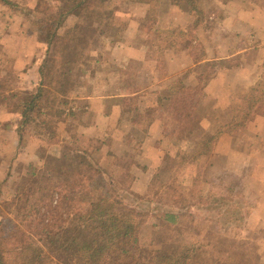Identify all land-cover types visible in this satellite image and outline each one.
Listing matches in <instances>:
<instances>
[{
  "label": "rangeland",
  "instance_id": "rangeland-1",
  "mask_svg": "<svg viewBox=\"0 0 264 264\" xmlns=\"http://www.w3.org/2000/svg\"><path fill=\"white\" fill-rule=\"evenodd\" d=\"M39 1L33 22L17 12L22 25L15 23L12 40L19 36V45H0L1 75L15 77L13 88L20 93L33 92L42 79L39 74L35 88L18 72L36 61L41 68L52 51L39 42L35 23L46 25L57 5ZM20 2L29 5L31 0ZM172 5L183 8L184 15H169ZM3 7L0 40L6 23L16 22L10 14L16 10ZM198 8L202 15L191 13L186 0H160L150 8L137 0H106L104 9L113 14L96 26L90 59L81 65L84 73L76 71L79 78L70 95L58 94L38 119L49 130H39L43 135L35 125L27 127L19 141L7 131L0 145V230L25 205H20L15 182L22 186L32 180L30 165L40 177L62 167L61 143L67 141L71 148L90 150L119 179L125 203L144 220L140 246L154 251L175 244L198 246V264H264V105L240 122L247 95L264 86V0H198ZM232 16L237 22H226ZM68 29L60 32L62 37L69 36ZM127 43L138 49L139 59L131 61ZM157 84L161 93L154 92ZM76 91L91 103L78 106ZM107 97L114 100L104 102ZM159 97L185 101L190 119L169 114V101L157 107ZM118 104L125 124H103L102 139L100 131L95 138L84 134L81 126L95 124V113L107 116ZM153 120L155 128L150 127ZM196 126L199 131L192 133ZM158 135L163 139L156 142ZM219 199L224 201L217 204ZM167 212L181 215L178 225L165 223Z\"/></svg>",
  "mask_w": 264,
  "mask_h": 264
},
{
  "label": "trees",
  "instance_id": "trees-1",
  "mask_svg": "<svg viewBox=\"0 0 264 264\" xmlns=\"http://www.w3.org/2000/svg\"><path fill=\"white\" fill-rule=\"evenodd\" d=\"M1 1L3 6L11 7L21 15L22 12L28 14L31 20L41 8L38 0L29 5ZM53 1L57 5L56 13L46 19L47 24L39 26L35 23L38 21L34 22L41 34L39 42L52 49L40 68V86L33 92L14 91L16 78L2 77L4 67H0V108L21 116L22 134L33 125L37 131L49 130L46 122L37 123L39 117L43 116L44 109L52 107L58 94L63 98L70 95L79 78L74 76L75 72L84 73L81 65H86L90 59L89 47L96 37V26L108 22L113 14L105 11L106 0ZM137 1L150 8L160 0ZM186 1L191 13L202 15L198 0ZM66 26L69 27L67 38L60 33ZM171 99L159 97L157 107L169 101L168 113L177 120H187L192 114L186 113L185 101ZM246 103L245 117L240 120L243 123L259 105H264V86L252 89ZM153 124L154 120L150 127ZM181 126L182 122L179 123ZM198 131L196 126L191 132ZM49 135L53 139L56 137L54 133ZM67 145V141L61 143V147L64 146L59 157L63 161L62 167L43 171V177H40L37 168L30 165L35 171L30 173L32 180L25 181L22 186V181L15 182L20 205H25L18 208L16 220L8 219L2 224L0 264H198L201 257L198 246L175 244L160 251L140 246L144 220L138 209L125 203L119 179L110 176L90 150ZM221 200L224 201L219 199L216 203ZM180 217L178 212H167L165 223L176 226Z\"/></svg>",
  "mask_w": 264,
  "mask_h": 264
},
{
  "label": "crops",
  "instance_id": "crops-1",
  "mask_svg": "<svg viewBox=\"0 0 264 264\" xmlns=\"http://www.w3.org/2000/svg\"><path fill=\"white\" fill-rule=\"evenodd\" d=\"M10 1L20 3L21 0H10ZM31 1H33V0H31ZM2 8H0V11L5 10V7L2 6ZM169 9L172 10V11H170L171 13L169 15H179V14L184 15V12H185L182 10L183 8H180V7H177L174 5L170 6ZM10 14L11 15L15 14L14 16L16 18V22L6 23L4 30H3L4 36L1 37L2 40H0V45H4V46L10 45V46L15 47L16 45H19V41H17L19 39V36H16V39L12 40V37L14 35H16L15 31H13V28H14L15 23H17V21L20 23L19 26L22 25V19H21V17H19L20 14H18L17 12H11L10 11ZM237 18L238 17H233V16L226 18V22L235 23L238 20ZM241 18H244V17H241ZM211 20H213V17L211 18ZM176 26H180V23H176ZM5 30L8 31V34H6ZM39 46L40 45L38 42H34L33 48L39 49L40 48ZM137 50L138 49L136 47H134L131 43H127V52L129 54V56H131V58H130L131 61L139 59L138 57H135V52L137 53ZM32 61H33V59H32ZM39 69H40V64L38 61H36L35 64L32 63L29 66V69H27V70L23 69V70H20L18 72L20 74L19 75L20 80H24L26 85L34 83L35 88H36L38 86V83L40 80ZM168 79H170V78H168ZM159 84H163V83L159 81ZM159 84H157V88H155L154 92H156V93L157 92L161 93L162 88L160 87ZM29 90H34V89L32 87H30ZM75 100L77 101L78 106H79V105L84 104V103L86 104V102H88V104H90L91 102L89 100H92V99L90 97L86 98V97H84V94L82 92L76 91ZM104 100H107L104 102H109L108 100H114V99L113 98L110 99L109 97H107ZM94 108L96 109V107H94ZM94 111H96V110H94ZM79 113H80V109H79ZM102 113L103 112L101 110H100V112L95 113L94 114V123L95 124L90 125L87 128L84 127L83 122H82L81 125H83V126H81V128H82L84 134H88V136H91V138H95V137H97L96 135L99 134V131H100L99 137H101V139H102V133L101 132H102L103 124L104 125H106L108 123L112 124V121H114V120L118 123L120 122L121 125L126 123L125 122V116H124L125 113L122 110L121 105H119V104H118V106H115L113 110H111L109 112H105L107 116H104ZM0 115L8 118L6 120L0 119V131L2 132V133H0V145H2V146L5 145V138H6L7 131H11L13 134H16L17 139L19 141V137L21 135V129H22L21 116L18 113H12V112L8 111L6 108H0ZM18 116H19V118H18ZM106 117H109V118H106ZM97 121H99V122L96 124ZM155 124H158V123H154L152 125L154 128H155ZM154 139H156V142H158V141H161L163 139V137L158 135V139L155 136H154ZM16 143L19 144L18 142H16ZM20 151H22V150H20Z\"/></svg>",
  "mask_w": 264,
  "mask_h": 264
}]
</instances>
